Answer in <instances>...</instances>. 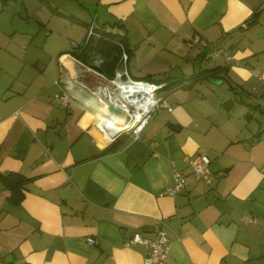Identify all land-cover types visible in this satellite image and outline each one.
<instances>
[{
	"label": "crops",
	"instance_id": "obj_1",
	"mask_svg": "<svg viewBox=\"0 0 264 264\" xmlns=\"http://www.w3.org/2000/svg\"><path fill=\"white\" fill-rule=\"evenodd\" d=\"M91 21L124 36L132 77L195 75L158 90L172 109L158 107L140 138L107 142L119 127L99 120L87 85L102 79L83 64L68 105L54 99ZM195 32L232 60L205 58L187 43ZM257 65L264 0H0V172L27 177L15 189L0 178V264H142L147 247L126 241L159 228L171 239L165 264H264ZM204 68L215 74L197 76ZM198 153L210 157V182L185 159ZM173 166L184 187L160 194Z\"/></svg>",
	"mask_w": 264,
	"mask_h": 264
},
{
	"label": "built area",
	"instance_id": "obj_2",
	"mask_svg": "<svg viewBox=\"0 0 264 264\" xmlns=\"http://www.w3.org/2000/svg\"><path fill=\"white\" fill-rule=\"evenodd\" d=\"M242 27H246L247 23H242ZM97 26L93 21L88 24L85 42L90 38L97 36ZM188 45H199L205 47L203 52L205 58H210L215 55L223 54L224 57L229 61L232 60L231 55L224 51L221 47L214 45L206 37L200 33L195 32L187 41ZM120 55L118 63L112 73H108L100 68L103 62L102 57L94 55L91 61L86 62L81 58L74 57L75 71L71 74L70 69L65 67L61 63L62 74L54 79V82H63L60 91L54 93V99L61 105H68L71 100V92L76 87L77 83L71 81L72 76L80 78L83 76L79 65L83 64L86 68H89L92 72H95L101 77V81L94 84L87 85L91 91L96 105H100V121L107 120L109 116H112L109 121L114 120L115 126L119 124V119L114 113H120L125 118V127L118 130L107 142L115 140L123 134L128 135L132 139L140 138L143 134V127L152 115V113L158 107H166L171 110L172 106L164 99L163 96L158 94V90L162 88L165 81H155L145 78L132 77L127 68L126 61L128 58V52L124 44L120 43ZM237 62V60H236ZM253 74L258 79L260 87L259 92L264 98V66H253L251 68ZM114 106L118 109V112L112 111L108 106ZM97 125L101 134L107 136L106 131L101 128L100 123L97 121ZM116 129V128H115ZM186 161L191 166L192 172L196 179H201L205 182L211 181V168H210V157L206 153H198L194 156H185ZM173 183L160 190V194H174L180 191L184 187L185 177L181 170L176 166L172 167ZM245 220H250V217H245ZM86 240L93 244L94 237L87 236ZM138 243L143 244L147 247L143 257L142 264H165L167 261L168 253L170 250L171 239L166 234L165 229L159 228L154 236L150 237L143 234L139 230L132 232L131 236L127 239L126 244Z\"/></svg>",
	"mask_w": 264,
	"mask_h": 264
},
{
	"label": "trees",
	"instance_id": "obj_3",
	"mask_svg": "<svg viewBox=\"0 0 264 264\" xmlns=\"http://www.w3.org/2000/svg\"><path fill=\"white\" fill-rule=\"evenodd\" d=\"M98 35L90 38L87 42H84L81 45H77L72 48V54L76 57L83 59L86 62H89V58L91 59L94 54L102 57L103 62L100 65V68L108 73H112L118 63V58L120 55V43L124 44L127 52L128 48L126 46V40L124 36L119 35L117 33H113L111 31H107L104 27L100 26L97 28ZM215 71L210 69H201L197 76H206V75H214ZM146 79V78H145ZM193 80L195 79V75H190V77L183 78L181 81L179 79L166 81L165 87H176L182 83L184 80ZM166 80V79H162ZM160 81V80H159ZM0 178L10 186L12 189L17 188L22 185L26 176L22 173L14 170H8L5 172H0Z\"/></svg>",
	"mask_w": 264,
	"mask_h": 264
},
{
	"label": "bare ground",
	"instance_id": "obj_4",
	"mask_svg": "<svg viewBox=\"0 0 264 264\" xmlns=\"http://www.w3.org/2000/svg\"><path fill=\"white\" fill-rule=\"evenodd\" d=\"M66 64L67 65H72L70 62H66ZM71 68H72V66H71ZM114 115L119 119V124L117 125L119 127L118 129H123L126 126L125 125V118H123L120 113H114ZM100 116H102V115L99 114L98 117H100ZM111 117L112 116H109V118L106 121L110 122L111 124H114V126H115V121L114 120L109 121V119H111ZM112 118H114V117H112ZM106 121L104 120L103 122L106 123ZM107 137H108L107 139H110L112 136L109 134Z\"/></svg>",
	"mask_w": 264,
	"mask_h": 264
},
{
	"label": "rangeland",
	"instance_id": "obj_5",
	"mask_svg": "<svg viewBox=\"0 0 264 264\" xmlns=\"http://www.w3.org/2000/svg\"><path fill=\"white\" fill-rule=\"evenodd\" d=\"M43 32H44V29H42V30H41V34L39 35L40 37H42V36H43ZM61 66H62V65H61ZM89 83H94V84H95V82H94V81H92V80H90V81H89ZM99 107H100V106H99ZM89 110H90L91 112H92V111H94V109H92V108H91V109H89ZM122 128H123V127H122ZM116 130H117V129H116ZM118 130H120V129H118Z\"/></svg>",
	"mask_w": 264,
	"mask_h": 264
},
{
	"label": "water",
	"instance_id": "obj_6",
	"mask_svg": "<svg viewBox=\"0 0 264 264\" xmlns=\"http://www.w3.org/2000/svg\"><path fill=\"white\" fill-rule=\"evenodd\" d=\"M74 89H77V87H74ZM108 108L112 111L118 112V109H116L114 106H108Z\"/></svg>",
	"mask_w": 264,
	"mask_h": 264
}]
</instances>
